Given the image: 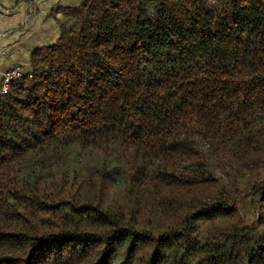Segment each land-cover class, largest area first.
<instances>
[{"label": "trees", "instance_id": "16d2710c", "mask_svg": "<svg viewBox=\"0 0 264 264\" xmlns=\"http://www.w3.org/2000/svg\"><path fill=\"white\" fill-rule=\"evenodd\" d=\"M0 93V264H264V0H86Z\"/></svg>", "mask_w": 264, "mask_h": 264}, {"label": "crops", "instance_id": "0c3cea01", "mask_svg": "<svg viewBox=\"0 0 264 264\" xmlns=\"http://www.w3.org/2000/svg\"><path fill=\"white\" fill-rule=\"evenodd\" d=\"M86 0H0V82L16 65L27 70L32 52L56 42L65 10Z\"/></svg>", "mask_w": 264, "mask_h": 264}, {"label": "built area", "instance_id": "2783aa9c", "mask_svg": "<svg viewBox=\"0 0 264 264\" xmlns=\"http://www.w3.org/2000/svg\"><path fill=\"white\" fill-rule=\"evenodd\" d=\"M215 2L216 0H211ZM24 73V67L21 65H16L5 72L2 76L0 82V93L8 92L9 88L11 87L13 81L22 77Z\"/></svg>", "mask_w": 264, "mask_h": 264}]
</instances>
